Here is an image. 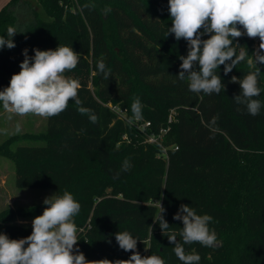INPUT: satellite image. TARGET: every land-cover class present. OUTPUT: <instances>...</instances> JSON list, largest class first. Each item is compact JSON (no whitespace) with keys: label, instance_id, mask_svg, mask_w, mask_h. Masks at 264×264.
Masks as SVG:
<instances>
[{"label":"trees","instance_id":"trees-1","mask_svg":"<svg viewBox=\"0 0 264 264\" xmlns=\"http://www.w3.org/2000/svg\"><path fill=\"white\" fill-rule=\"evenodd\" d=\"M39 2L49 18L25 0H10L0 10V36L7 38L9 26L17 30L12 38L16 46L0 49V91L19 73L25 49L32 57L33 49L71 46L81 56L66 75L79 80L80 106L92 109L98 122L91 123L70 101L65 111L48 118L45 131L9 137L0 153L15 162L17 186L73 194L81 205L74 218L76 247L90 261L129 259L132 253L120 249L115 239L116 233L128 231L138 239L141 256L182 264L167 235L174 232L183 244V223L173 216L185 204L198 215L213 217L209 227L222 242L214 248L183 244L186 252L200 255L199 264H264V65H258L261 94L255 97L262 107L252 116L245 104L234 100L241 89L231 82L250 71L246 62L227 75L220 66L225 88L219 94L194 93L187 79H178L179 57L187 56L188 45L183 38L166 35L171 27L168 0ZM105 6L112 11L105 14ZM234 43L246 46L249 55L255 50L246 36ZM101 60L107 77L97 68ZM137 99L153 130L165 126L173 111L166 141L178 148L169 149L168 160L104 105H119L134 118ZM213 117H218L215 123ZM25 139L41 143L22 144ZM125 159L131 164L128 171L121 168ZM158 202L169 224L163 233ZM45 207L0 211V231L9 232L11 239H17V232L28 236L32 231L10 222L18 216H39Z\"/></svg>","mask_w":264,"mask_h":264},{"label":"clouds","instance_id":"clouds-1","mask_svg":"<svg viewBox=\"0 0 264 264\" xmlns=\"http://www.w3.org/2000/svg\"><path fill=\"white\" fill-rule=\"evenodd\" d=\"M103 11L107 14L112 9L105 6ZM168 11L171 27L166 35L174 34L177 41L183 38L188 45L187 56L179 57L182 63L178 79H187L189 90L194 93L219 94L225 88L218 74L220 66H224L223 71L227 75L236 65L246 62L250 71L243 78H231V82L238 83L241 89L234 100L245 104L250 115H258L262 104L255 97L261 94L258 65H264V0H168ZM16 34V28L9 26L7 38L0 36V49L5 46L13 49L16 45L12 38ZM205 35L207 39L202 38ZM245 35L260 41L252 55L246 46L234 43ZM33 51L32 57L28 56L27 49L23 51L24 60L19 65V73L13 74L9 85L0 91L3 108L20 116L33 114L50 118L65 111L70 101L80 106V82L66 75L77 67L80 53L65 45H59L55 50ZM97 68L107 77L103 60L97 63ZM78 111L87 115L91 123L98 122L92 109L80 106ZM132 112L134 117H141L139 99L132 104ZM217 119L213 117V123ZM121 168L123 171L131 168L128 159L124 160ZM43 203L46 207L33 219L31 235L10 239L0 233V264H165L158 255L141 256L137 251L138 239L128 231L116 233L115 239L120 249L132 253L129 259L90 261L76 247L79 239L74 218L81 205L73 194L69 191L62 195L54 194L45 198ZM164 212L159 202L158 221L162 233L169 229ZM173 219L183 223L179 233L183 244L199 243L209 248L222 244L215 230L209 227L213 221L211 215H198L194 208L182 204ZM167 237L174 244L175 256L182 264H199L200 255L186 252L183 244L177 242L174 232Z\"/></svg>","mask_w":264,"mask_h":264},{"label":"rangeland","instance_id":"rangeland-1","mask_svg":"<svg viewBox=\"0 0 264 264\" xmlns=\"http://www.w3.org/2000/svg\"><path fill=\"white\" fill-rule=\"evenodd\" d=\"M25 1H28L27 5L34 6L39 9L44 18H49L42 10L39 0ZM73 2L74 5H78V0H73ZM24 4L26 5L25 2L23 5ZM48 122V118L33 114L20 116L14 113H9L0 103V145L6 142L9 137L16 134L21 135L24 133H39L41 131H45L47 129ZM37 143L39 144L41 142L25 139L22 144ZM14 147L16 146L14 145ZM16 176L15 162L11 158L0 153V211L6 208H25L36 205L45 206L43 203L45 198L56 194L55 189L53 188H20L17 186ZM35 217L36 216H26V218H23L18 216V218L12 220L9 225L22 227L23 229L32 231V221ZM0 233L6 234L11 239L10 233L6 230H2ZM31 233H29L28 236L31 235ZM16 237L17 239H22L27 236L26 233L17 232Z\"/></svg>","mask_w":264,"mask_h":264},{"label":"built area","instance_id":"built-area-1","mask_svg":"<svg viewBox=\"0 0 264 264\" xmlns=\"http://www.w3.org/2000/svg\"><path fill=\"white\" fill-rule=\"evenodd\" d=\"M243 31V29L241 28ZM246 36V35H245ZM247 37V36H246ZM248 38V37H247ZM253 42L252 46L255 48V50L258 48L259 45V39H250ZM105 106L109 107L117 116L118 119L123 120L126 123H129V119L132 120V123L130 124L139 134L143 136V141L148 144H153L158 146L161 151L158 154V157H162L166 160L169 158V149L175 148L177 149V146L170 145L166 141V136L170 132L171 129V123L174 121V113L173 111L169 114L167 124L165 126H162L159 128V130H153L152 129V123L150 120H147L143 118L142 116L137 118H129L127 111L121 108L119 105H115L111 102L104 103ZM123 139L128 140V136L126 134L123 135Z\"/></svg>","mask_w":264,"mask_h":264},{"label":"crops","instance_id":"crops-1","mask_svg":"<svg viewBox=\"0 0 264 264\" xmlns=\"http://www.w3.org/2000/svg\"><path fill=\"white\" fill-rule=\"evenodd\" d=\"M10 0H0V10L5 6Z\"/></svg>","mask_w":264,"mask_h":264}]
</instances>
